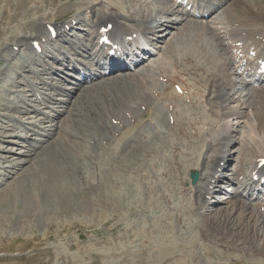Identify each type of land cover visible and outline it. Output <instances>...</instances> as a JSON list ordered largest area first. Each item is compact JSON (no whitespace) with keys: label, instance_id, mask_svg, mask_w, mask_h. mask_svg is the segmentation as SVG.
Returning a JSON list of instances; mask_svg holds the SVG:
<instances>
[{"label":"bare ground","instance_id":"6f19581e","mask_svg":"<svg viewBox=\"0 0 264 264\" xmlns=\"http://www.w3.org/2000/svg\"><path fill=\"white\" fill-rule=\"evenodd\" d=\"M28 1L30 0H20L22 4ZM55 1L56 0H42L40 7L38 5L35 9L38 10L43 6L54 4ZM148 1L150 0H79L82 6L87 5L83 13L69 14L62 22H48L46 24L47 26H43L41 23V25L36 24L38 22L37 19L31 20L30 22L28 21L23 26L24 29L30 28L32 25L36 26L34 34L30 32V36L28 35L29 38L32 37L30 41L27 40V38L18 39L16 43L5 49L6 55L0 54V73L3 69L6 70L10 65L11 59L9 57L16 58L15 63L18 65L16 69H12L13 75L6 74V80H10L8 84L9 87H7L8 85H5V87L3 84L2 89L16 93L15 98L20 99L22 103L25 104L19 107L12 106L13 109H18V113L20 114L18 117L12 116V114L0 113V116L7 119L0 123V141H5L6 136L19 137L27 140L30 136L28 132L23 129L27 114L30 110L33 112L42 111L38 110L36 107L37 105L31 106L32 109H29L26 105L30 103L26 101L25 95L18 94L19 90L17 89L11 90V87H18V84L22 81L25 84L27 82V75H23L18 69L21 70L26 68L27 71L37 74H40V70L42 74L46 73V69L40 67L38 72L36 68L32 67L31 64L27 62L26 58L22 57V54L19 53L20 47L31 54L30 59H35L36 61L34 62L39 63V53H42L46 49L47 44L54 43L57 44L58 47H62L59 41H64L68 44L66 51L63 52L60 49L64 55L67 53L73 55L75 52L78 54L80 52L78 49H82L81 54L85 58L91 60L93 66L95 65L99 69H103L104 72L105 68L111 64L112 69H109V74H117L119 76V73H121L124 68H127L124 67L123 61L119 63L114 61L119 59L112 58V62H110L106 57H110L108 52L109 50H114L113 47L115 43L119 44L121 48L127 49V47H123L126 42L125 40L134 34H142L144 37L152 39L151 41H153V43H159L163 41V36H166L165 34H174L171 30L174 28L173 25L185 23L178 27V29L181 28L180 35L194 28L197 32V36L200 38L206 35V31L209 30L212 37L206 35L207 38H214L213 40H216L214 44L210 41L209 44L211 43V45H209L210 47L208 48L209 57L213 56L214 60L211 58L213 61L209 57L205 58V55L202 53V46L194 42L191 45V51H186L181 48L182 53L185 51L186 53L181 54V62L178 64L177 57L172 50L173 41L171 42L170 40L172 36L168 39L170 44L162 49V52H164L166 58H168L170 66L179 70L181 74L193 81L196 87L191 93L186 91L187 87L181 92L176 90V84L180 85L177 82V78L173 76V74H169L165 69L157 68L156 79H160L163 82L158 84V87L162 85L160 90L155 89V87L149 88L151 85L150 81L154 80L153 75H151L154 72L151 71V73H149L150 70L147 72V75L142 76L141 79L137 77L136 88L139 91L138 95H135L130 90H125L123 88L117 89V87L112 86V90H116L120 95L118 99L115 100V103L119 105L122 112L124 111L125 113V111H129V113L127 112L130 114L129 118L122 112H120L122 114H117V111L111 108L107 103L102 107H98L99 104H96L94 100L95 97L84 98L83 105L76 106V108L72 106L71 109L65 110L64 112H67L69 117L67 121L60 119V114L62 113H57L56 115L49 114V122L55 120L52 118L59 119L57 122L54 121V126L58 129V134L56 136L49 135V132H47L49 128L46 126H40L41 130L44 132L35 131L38 134L49 136V138L46 140L38 139L44 141V145L38 146L39 150L35 153L32 166L25 167L11 183L7 184V187L0 189V228L3 229L7 226L6 222L9 221L8 218L12 219V221L17 224V228L23 229V223L26 222V219H32V221H30L32 223L36 217L37 221L42 223V221L44 222L45 219H47L48 213L55 212L60 215L62 213L68 215L76 211L75 208H73L75 210L71 209V206H79V203L77 204L79 200L84 201V203L88 205V209H96L97 206H102L107 201L110 203L122 202V198H118V194L122 196L121 189H118L122 183L121 179H126L127 183H129L135 179V177H146V174H138V171L141 170V166L146 167L148 171L147 174L151 173L155 175L160 173L176 180H173L175 182L173 186L171 183L162 181V183L159 184L160 186L157 187L158 184L156 183L151 187L152 191L160 187L168 191H174L178 187L179 190H181L187 183V178L183 176L187 175L186 170L188 171V163L185 164L184 161H182L183 158H180L183 155H187L186 157L189 156L192 159H197L195 162H190V164L195 166L192 167V169H197L196 167L199 166L206 169V182H204L203 185L194 187V192L192 190L194 199L196 200L194 203L197 205L198 201H202L207 195L214 193V191L211 190L217 183V180L214 179L215 171L221 167L222 170H225L223 169L227 163V161L225 162L227 159L225 155H227L228 152H226L225 149H228L227 147L230 142H236V139L233 138L232 135H226L213 147L211 143L206 140L207 137H204L203 127H199V124L212 127L214 124H218L223 117L232 115L238 116L241 114L240 110L233 109L225 111L223 103L246 87H250L249 89L252 91H250V94L248 93L249 97H253L254 91L263 94L264 97V72H259L260 64L258 62H264V0H202L203 3L200 5V11H202V13L205 12L207 16H209L218 11V15L219 13L221 14L218 20L219 27L222 29L223 34L230 40V43L226 45L217 40L218 34L212 27H208L207 25L198 26L195 23L196 21L193 22L192 17H189L190 13L187 12L183 4L177 2V0H165L169 1L170 7L164 8L160 12L176 15L179 19L168 18L165 22L155 24V21L153 22V10L140 9V7L137 6V3L143 5V3ZM191 2H193L192 6L195 3L196 6H199L198 0H187V4ZM255 4H257V6ZM221 8L223 9L220 10ZM3 19H9V21L14 22V20L17 19V14H12L9 17L4 16ZM81 23H84L87 29L85 33L78 35L73 29L80 28L78 25H82ZM47 27H52V30H49ZM167 29L170 30L168 31ZM53 30L56 33L54 40L51 38V31ZM158 31L163 32L158 33ZM71 37H74V40H71ZM102 38H105V42H101ZM35 43L41 47L39 53ZM137 49H140V47ZM117 51H119V48L114 51L115 53L112 57L118 54ZM251 51L255 52L254 57L250 56ZM194 53L196 54L193 55ZM41 61L45 63V60L41 59ZM140 61L141 59L137 61V64L134 66H137ZM214 62H218L217 65L219 68ZM102 66H105V68H101ZM228 66L233 70L231 74L228 73L229 71H226ZM17 74L21 75L20 79L16 76ZM233 74L240 79L241 87L237 90L235 88V81H233L231 77ZM85 75V77H87V75L91 76L92 74L86 70ZM98 76L106 78V76H102L101 73H99ZM98 76L96 75L94 79H97ZM93 77L94 76H92V78ZM43 79L44 78H41V80ZM31 81L27 85L31 95L36 98L37 96L43 97L45 93L42 91L43 87L40 86V83L44 81ZM84 81L86 83L87 79L85 78ZM50 88L52 89L53 87ZM53 90H55L58 95L60 94V91L57 89L54 88ZM154 92L156 93L154 94ZM103 93V97L106 99L111 98L113 95L112 91L104 90ZM199 93L201 97L204 96V94L207 95L206 101L211 107L207 110V114L206 112L198 110L195 106V112L198 113V115L192 116L194 112L190 105L195 104V102L190 99H193L194 95ZM240 94L241 93H239V95ZM79 95H82V93H79ZM50 96L51 95H49V98L52 97L51 99H53V95ZM160 96L165 97L164 103L155 102ZM191 96H193V98H191ZM36 98L33 99V101H37ZM49 98H47V102H38L39 104H45V107L51 108L52 111H56L55 106H49V104H47ZM51 99H49V101ZM186 99L187 103L184 104L183 101ZM61 101L66 102L64 99H57V97H54L53 103L57 104ZM92 105L96 107L92 108ZM100 105L102 104L100 103ZM142 105H144L143 109L141 108ZM159 105L165 107L167 117L172 119L173 124L169 128L170 131H174V128L178 131L177 135H175V139L171 138L173 133L165 134L161 132L160 129H157L159 124L163 125L164 123V117L161 116L160 112V115H158ZM222 106L223 108L221 109ZM243 106L244 104L241 103L240 109L243 108ZM204 109L206 108L204 107ZM256 111L261 115L264 109L257 108L255 112ZM43 112L45 114L48 113V111ZM252 112H254V110H252ZM255 112L253 115H255ZM156 116L158 119H156ZM212 116L214 117V124L210 120ZM263 116L264 114H262V117ZM152 118H155L158 124L153 122ZM9 119H14L16 121L14 122L15 124L20 123V127L15 124H8ZM87 120L91 121V126L86 125ZM113 120H116L118 124H114ZM143 120H145V122ZM96 126H101L107 133L98 130ZM148 127H151V130L154 129L152 133L149 132L150 129ZM188 130H192L193 135H189ZM20 131H24L23 134ZM209 131L213 132L214 130L212 131L210 129ZM214 133L216 132L214 131ZM124 134L126 137H123ZM113 136L121 137V143L115 147L120 151L121 157L113 154L103 162V159L100 158L101 155L93 154L91 151H97L98 148V150L103 148L99 144V142H101L99 140H102L104 143L108 140V144L110 145ZM86 141L88 144H86ZM30 145L34 146V144L31 143ZM241 147L242 151L241 153H237L234 168L232 169L233 172L230 174L231 177L229 180L232 183L239 182V177L246 174V176H244L245 180L242 183L246 182V187L251 190L250 192L252 194L259 193L263 187V184L260 182L261 177H264V165L259 166L258 162L260 158H264V154L259 155L256 152L257 156H254V152L251 151L247 145L244 144L243 146L241 145ZM1 150H3V148L0 146V151ZM261 152H264V150ZM137 154L140 155L139 163H129L126 161L127 158L135 157ZM40 155L46 157L44 162L45 166L36 169V162ZM56 155L65 159L68 165L67 168L73 170L77 176L84 181L82 192L79 190L78 192H76L77 190L75 192H71V190L64 191L61 188L58 183V172L52 169L55 165L54 158ZM251 156H254L253 161ZM0 159H2L0 167L10 168L9 174L0 171V186L6 184L5 180L9 177L10 173L16 172L15 169L21 168L22 164L27 162V160H23V162L15 161L9 162L7 165H2L4 161H7V157H3L1 154ZM169 159L174 161V166L166 169V167H163V162ZM57 163L59 165L60 161H57ZM41 172H43L41 178L44 179L40 178L38 180L36 174ZM83 173L88 174L83 176ZM221 176H223V173H221ZM110 187L113 191L109 190ZM96 188L100 190L99 192H101V195L94 194ZM86 190H90L92 196H88L87 193H85ZM107 192H110L111 196L107 195ZM236 206L243 211V209H247L250 204H245L240 200L235 204V207ZM254 206L257 208L258 212H261L259 213L262 219H264V201L260 203L258 199L257 203H254L253 208ZM62 207L64 208L63 212H61ZM209 208L211 209L213 207L208 206V209ZM6 212L19 219H14L10 216L6 217ZM191 214H193V212ZM99 215H102V213H99ZM258 221L259 218L253 222L254 225H256V229L258 226L262 225V223ZM247 226H243V229H247ZM49 227H51L50 224ZM205 227L208 230L214 228L217 231V236L231 240L232 242L227 243L228 247L231 245H235L242 249L245 247L246 250L249 249L254 254L264 256V240L262 237L256 239L253 234L250 235L249 233H242L240 231L226 232L224 220L206 218V220H204L203 229L198 234L197 240L185 235L180 242L171 240L169 245H159L156 249L157 256L152 260L150 259V263H148L149 261L147 263L164 264L166 261L172 259L171 261L174 264H200L197 259L201 255L199 252L201 245L204 244L206 233H211L206 230ZM249 228L252 232L254 231L256 233L253 225H250ZM49 237V234L45 236V238ZM219 240L222 239L219 238ZM220 242L226 244L223 241ZM212 250L211 248L207 249V254H216L217 251L215 252ZM139 253L143 254L145 251H139ZM218 253V256H220L221 252ZM1 254L5 255V253ZM121 263L123 264V262ZM138 263L135 260L127 261L126 259L124 261V264Z\"/></svg>","mask_w":264,"mask_h":264},{"label":"rangeland","instance_id":"374dc122","mask_svg":"<svg viewBox=\"0 0 264 264\" xmlns=\"http://www.w3.org/2000/svg\"><path fill=\"white\" fill-rule=\"evenodd\" d=\"M41 2L42 0H30L27 3L22 4L20 0H0L1 55H6L5 49L16 43L18 39L27 38V40L30 41L32 37L29 38V33L33 32L32 34H34L36 26L32 25V27H30L31 29H24L23 26L26 22L37 19L38 22L36 24L39 25L41 23L43 26L47 22L60 23L65 20L66 16L69 14L83 13L85 7L87 6H82L79 3V0H56L54 4H49L36 10L35 8H37L38 5L40 7ZM202 2V0H199V3ZM255 5L257 6V4ZM137 6L140 7V9L153 10V22L155 21V24L165 22L168 18L179 19L176 15L160 12L162 9L170 7L169 1L150 0L143 3V5L137 3ZM222 9L223 8L220 10ZM187 11L191 13L189 14V17H192L193 22L196 21L195 23L198 26L207 25L208 27H212L218 34L217 40L221 43L226 45L230 42L228 37L223 34L222 29L219 27L218 20L221 17V14L219 13L218 15V11L208 17L201 16V11ZM12 14H17V19L14 20V22L9 21V19H3L4 16L9 17ZM195 14H197L198 17H196ZM81 24L82 25H78L80 28L73 29V31L78 35H82V33H85L87 29V26H85L84 23ZM184 24L185 23L173 25L174 28L171 30L174 34H165L166 36H163V41L159 43H153V41H151L152 39H148V37L146 38L143 35L133 36L136 40L133 42H131V37H129L127 39V43H129V45L127 46L129 48L134 47L133 53H136L138 55L137 59H141V61L133 68V64L130 62L131 59H128L129 57L127 56L126 60L123 61L127 68H124L122 72L119 73V76L111 73L109 75H105L103 69H99L95 65L93 66L91 60L85 58L81 54L82 49H78V51H80L78 54L75 52L73 55L68 53L64 55L62 51H66L68 46V44L64 41H59L62 47H58V45L54 43L47 44L46 49L42 53H39V63H35V59H30L31 54L28 51H25L24 48L20 47L19 53L22 54V57H25L27 62L30 63L32 67L36 68L38 72L40 67H44L46 69V73L42 74L41 70L40 74H37L35 72L27 71L26 68L21 70L18 69V71L22 72L23 75H27V82L25 84L22 81L18 84V87H11V90L17 89L19 90L18 94L25 95L26 101L30 103L26 105L29 109H32L31 106L37 105L36 107L38 110H41L42 112H33L30 110L27 114V119L23 128L30 136L27 140L19 137L6 136L5 141H0V146L3 148V150L0 151V155L2 154L3 157H7V161H4L2 165H7L9 162H23V160H27V162L22 164L21 168L15 169L16 172H13L14 174L10 173L11 177L9 175V177L5 180L6 184L0 186V189L7 187V184L11 183L25 167L32 166L34 163L35 153L39 150L38 146L44 145V141H40L38 139L46 140L49 138V136L35 132H44L41 130L40 126H46L49 128L47 131L49 132V135L56 136L58 134V129L55 128L54 124L59 119L52 118L53 120L55 119V122H49L50 119L48 117H50V115L62 113L60 114V119L67 121L69 117L67 112L65 113L64 111L71 109L72 106L76 108V106L83 105L84 98L91 97H95L94 100L96 101V104H99L98 107H102L105 103H107L111 108L117 111V114L129 113V111H125V113L124 111L122 112L119 105L115 103V100L118 99L120 95L116 90H112L113 87H117V89L123 88L125 90H130L135 95H138L139 91L136 88L137 77H140L141 79L142 76H146L147 72L150 70L149 73H151V71L154 72L151 74L153 75L154 80L150 81L151 85L149 88L155 87V89L160 90L162 85L158 87V84L163 82L156 79L158 71L157 68H163L168 71L169 74H173V76L177 78V82L180 84L179 86H181V88L183 87V89L187 87L186 91L191 93L196 87L193 81L181 74L179 70L170 66L168 58H166L162 49L170 44L168 39L172 36L170 39L171 42L173 41L172 50L177 57L178 64H180L181 54L186 53V51H191V45L194 42H197L200 46H202V53L205 55V58H207L210 56L208 48L211 43L209 44V42L211 41L212 44H214L216 40H213L214 38H207V36L212 37L209 30L206 31L207 36L204 35L200 38L197 36V32L194 28H191L187 33L184 32L180 35L179 33L181 28L178 29V27ZM167 30L169 31L170 29ZM161 32L158 31V33ZM71 40H74V37H71ZM136 46H139L140 49H135ZM181 48L186 51L182 53ZM60 49L62 51H60ZM195 54L196 53L193 55ZM9 58L11 59L10 65L6 68V70L3 69L0 73V113H7L9 115L12 114V116L18 117L20 115L18 113V109H13L12 106L19 107L24 106L25 104L22 103L20 99L15 98L16 93H13L10 90L2 89L3 84L4 86H7L10 83V80H6V74L13 75L12 69H16L18 67L15 63L16 58ZM209 58L214 60L213 56ZM41 59L45 60V63H42ZM214 63H216V65L218 64V62ZM217 67L219 68L218 65ZM101 68H105V66H102ZM86 70L92 75H87V77H85ZM226 71H229L228 73L230 74L233 72L230 66L227 67ZM99 73H101L102 76H106V78L98 76ZM96 75L98 78L94 79ZM16 76L18 79L21 78V75L17 74ZM92 76L94 77L92 78ZM40 77L44 78L47 82L44 79L41 80ZM231 77L233 78V81H235L236 90L239 89L241 87L239 78H237L234 74L231 75ZM85 78L87 79L86 83L84 81ZM31 80L44 81L40 83V86L43 87L42 91L45 93L43 97L40 95L41 97L37 96L36 98L31 95L27 86ZM7 87H9V85ZM50 87L53 88L51 89ZM54 88L60 91L59 95L55 90H53ZM249 88L250 87L244 88L237 94L231 96L228 101L223 103L225 111L233 109L240 110L241 114L238 116L232 115L223 117L218 124H214V117L212 116L210 119L214 124L212 127L199 124V127H203L204 137H207L206 140H208L213 147L226 135H232V137L236 139V142H230L227 147L228 149H225L226 152L228 151L227 155L224 154L227 156V159L225 160L227 163L225 164V168H223L225 170H222L221 167L220 169L218 168L219 170L217 169L218 171H215L214 179L217 180V183L216 186L213 187L214 190H211L214 191V193L207 195L205 199H203L204 201H198V204L196 205L194 203L196 200L194 199L192 190L194 187L203 185V183L206 182V169L201 168L200 166L196 167L197 169H194L198 172V181L195 184L191 183L189 176L192 167H195L190 164V162H195L197 159H192L189 156L186 157L187 155L180 157L183 158L182 161H184L185 164L188 163L187 169L189 172L186 170L187 175L183 174V177L187 178V183L185 182L186 184L184 187L181 190H179L178 187L174 191H168L163 187L156 188L152 191L151 187L156 183L158 184L157 187H159V184H161L162 181L165 183H171L172 186L175 185V182L173 181L175 179H172L171 177L169 178L168 176L160 173L155 175H152L151 173L147 174L148 171L146 167L141 166V170L138 171V174H146V177H135V179L129 183H127L126 179H121L122 183L118 189H121L122 196L118 194V198L121 197L122 202L110 203L107 201L104 205L97 206L96 209H88V205L85 204L84 201L79 200L77 202V204L79 203V206H71V209L75 208L76 211L71 212L68 215H65L64 213L60 215L55 212L48 213L47 219H45L44 222L42 221V223L37 221L36 217L34 219L36 221L33 220L32 223L30 222L32 219H26V222L23 223V229L17 228V224L14 223L12 219L8 218L9 221L6 222L7 226L3 229L0 228V264H122L121 262L124 264L126 259L127 261L135 260L137 263L140 262L138 264H146L148 261V263H150V261L157 256L156 249L159 245H169L171 240L180 242L182 241V237L185 235L197 240L198 234L203 229L204 220H206V218L224 220L226 232L230 233L240 231L242 233H249L250 235L253 234L256 239L262 237L264 240V219H262L260 215L261 212L259 211V213L255 206V209L253 208L254 203H257L258 199L260 202L262 201V195L260 193L252 194L250 192L251 190L246 187V182L242 183L245 180L244 176H246V174L239 177V182H236L237 184L234 182L232 183L229 180L231 177L230 174L233 172L232 169L234 168L237 153H241L242 151L241 145H247L251 151L254 152V156H257V153L259 155L264 154V152H261L264 150V116L262 117L264 112L261 115L258 112L259 110L255 112L257 108L264 109V97L263 94L257 91L253 92L252 98L249 97L251 91ZM104 90L112 91L113 97L111 96V98H109L111 102L109 99L103 97ZM79 93H82V95H79ZM239 93L241 94L239 95ZM49 95H53V99H51V96V98H49ZM54 97H57V99H64L66 102L61 101L54 104ZM206 97V94L201 97L200 93L194 95V98L191 96L193 99L190 100L195 102V104L192 102L193 105H190L192 106V110L194 112L192 116L198 115V113L195 112V106L198 110L208 114L207 110L211 107V105L206 101ZM35 98L37 101H33ZM47 98L51 99V102L48 99L47 104H49V106H55L56 111H52L51 108L45 107V104H39L38 101L47 102ZM155 102L164 103L165 97L160 96V98L155 100ZM183 102L186 104L187 99ZM100 103L102 105H100ZM119 103L122 104L121 102ZM241 103H243L244 106L240 109ZM160 105L158 106V115H160V112L161 116L164 117V123L163 125L161 124L162 126L159 124L157 129H160V131L165 134L173 133L171 138L175 139V135H177L178 131L175 128L174 131H170L169 128L173 123L168 119L165 107ZM143 106L144 105L141 107L142 109ZM203 106L206 109H204ZM95 107L96 106L92 105V108ZM252 110H254L255 115H253L254 112H252ZM43 111H48V113L45 114ZM129 116L130 114H128L127 117L129 118ZM154 119L152 121L157 123L156 119H158V117L155 120ZM6 120L7 119L5 117L3 118L0 116V123ZM143 121L145 122V120ZM14 122H16L14 119L8 120V124H15ZM15 125L20 127L21 124L16 123ZM86 125L91 126V121L87 120ZM96 127L98 130L103 132L105 131L104 133H107L101 126ZM148 128L150 129L151 127ZM210 129L212 131L214 130L216 133H214V131H209ZM150 130L149 132L152 133L154 129ZM8 131L11 132L10 130ZM24 131L20 132L23 134ZM188 133L189 135H193L192 130H188ZM123 137H126V135L124 134ZM120 138L121 137L113 136V140L111 142L112 145L108 144V140L105 143L102 142V140H99L101 141L99 144L103 148L100 150H98V148L97 151L91 152L93 154L101 155L100 158L103 159V162H105L113 154L121 157L120 151L115 148L121 143ZM30 143L34 144V146L30 145ZM86 144H88L87 141ZM139 156L140 155L137 154L135 157H129L126 161L129 163H139ZM254 156H251L252 161ZM45 160L46 157L40 155L36 162V169L44 167ZM169 160L163 162V167H166V169L174 166V161L172 159ZM57 161H60L59 165ZM1 162L2 159H0V163ZM54 163L55 165L52 169L58 172V183L64 191L71 190V192H75L77 190L76 192H78V190L81 191L83 189L84 181L77 176L73 170L67 168L68 165L65 159L56 155ZM0 171L5 174H9L10 168L0 167ZM221 173H223V176H221ZM86 174L83 173L82 175L84 176ZM36 175V178L39 180L42 177L43 172ZM109 190L113 191L111 187ZM99 191L100 190L96 188V190H94V194L96 193L95 195H101V192ZM85 193H87L88 196H92V192L90 190H86ZM106 194L111 196L110 192H107ZM240 200H242L245 204H250V206L241 211L238 206L235 207V204ZM208 206H212L213 208L208 209ZM63 211L64 208L62 207L61 212ZM192 212L193 214H191ZM99 213H102V215H99ZM7 216L19 219L8 212H6V217ZM257 218H259L258 222L262 223V225L258 226L256 229V225H254L253 222L254 220H257ZM49 224L51 227H49ZM250 225H253L256 233L250 230ZM243 226H247L248 228L243 229ZM206 230L208 229L206 228ZM208 231L211 233L207 232L204 237V244L201 245V249L199 251L201 255L197 259L198 263L264 264V256L254 254L249 249L246 250L245 247H243L244 249L235 245L228 247L227 243L232 242L231 240L217 236V231L214 228ZM47 234L50 235L49 238H45ZM216 237H219L222 240H219V238ZM220 241H223L226 244ZM209 248H211V250L213 249L212 251H217L216 254L208 255L206 251ZM139 251H145V253L141 254ZM218 252H221L220 256H218ZM1 253H5V255H2ZM171 260H168L165 263L174 264Z\"/></svg>","mask_w":264,"mask_h":264},{"label":"water","instance_id":"95a60500","mask_svg":"<svg viewBox=\"0 0 264 264\" xmlns=\"http://www.w3.org/2000/svg\"><path fill=\"white\" fill-rule=\"evenodd\" d=\"M190 176H191V178H192V183H194V182L197 181V179H198V175H197L196 172H192V173L190 174Z\"/></svg>","mask_w":264,"mask_h":264}]
</instances>
